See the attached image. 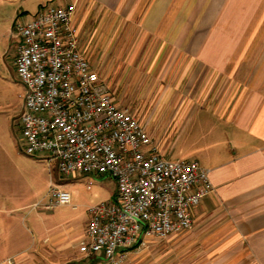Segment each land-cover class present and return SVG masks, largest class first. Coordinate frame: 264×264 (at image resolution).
Instances as JSON below:
<instances>
[{
	"label": "crops",
	"instance_id": "0c3cea01",
	"mask_svg": "<svg viewBox=\"0 0 264 264\" xmlns=\"http://www.w3.org/2000/svg\"><path fill=\"white\" fill-rule=\"evenodd\" d=\"M92 1L96 19L90 30L74 24L79 48L99 76L113 78L110 62L122 58L153 56L168 63L162 74L171 82L156 80L147 90H160L156 120L165 123L170 115L161 143L155 141L164 154L165 137L174 140L176 160L207 169L214 188L193 208L192 227L185 231L202 240L194 244L204 252L197 263L264 264V0ZM133 28L138 32L131 40ZM125 43L134 44L125 50ZM26 157L22 171L33 183L36 171L42 178L46 167ZM39 196L31 203L1 187L0 264H106L101 256L80 253L65 235L51 239L47 229L43 236L34 228L35 238L21 226L22 212L45 198Z\"/></svg>",
	"mask_w": 264,
	"mask_h": 264
},
{
	"label": "built area",
	"instance_id": "2783aa9c",
	"mask_svg": "<svg viewBox=\"0 0 264 264\" xmlns=\"http://www.w3.org/2000/svg\"><path fill=\"white\" fill-rule=\"evenodd\" d=\"M76 3L42 4L9 32L21 85V151L51 174L34 208L71 205L62 183L69 176L111 178L109 201L89 206L79 252L120 264L147 240L192 227V210L214 188L195 161L170 160L138 118L116 103L79 48ZM52 173L58 179L52 177Z\"/></svg>",
	"mask_w": 264,
	"mask_h": 264
},
{
	"label": "rangeland",
	"instance_id": "374dc122",
	"mask_svg": "<svg viewBox=\"0 0 264 264\" xmlns=\"http://www.w3.org/2000/svg\"><path fill=\"white\" fill-rule=\"evenodd\" d=\"M92 2V0H0V189L10 186L13 192L28 197L31 203L37 200L35 197L38 194H40L39 197H45L51 174L47 168H44V177L41 178L36 171L37 179L32 183L27 179L25 170L22 171V165L28 159L20 148L18 119L23 86L15 72V42L9 38V32L13 25L28 20L37 12L40 5L47 3L61 6L76 3L74 21L76 24L82 22V28L90 30L92 22L96 19L95 11L92 10ZM133 31L131 40L137 36L138 32L137 28H133ZM87 38L90 40V33ZM133 44L125 43L123 49L127 50ZM89 60L93 61L92 58ZM155 64H157L156 67ZM110 66L116 68L115 76L112 78L110 73L108 75L106 72L100 76L115 100L122 103V107L133 112L139 121L148 125L150 137L161 143L163 130L166 126H170V115H164L167 122H158L160 115H158L159 119L154 115L156 110L160 111L156 107V99L160 90L158 92L147 90L157 81L159 84L161 80L164 84L171 82L169 74H162V70L163 73L168 71V63L163 62V59L156 61L153 56H149L134 60L124 58L114 60L113 63L110 62ZM163 141L168 143L166 146L163 145L164 155L170 160H176L177 152L175 150L173 153L170 152L172 147L170 143L174 140L165 137ZM21 172H24L23 179L20 176ZM52 177L58 179L55 173H52ZM88 180V178L78 176L63 179L62 182L71 195V205L58 206L52 210L37 209L31 205L22 212L26 218L21 226L35 238L34 228H37L41 235L47 229V236L51 239L65 235L66 241L71 240L78 244L83 238V236L77 237L82 231L80 226L88 218L86 209L97 203L109 201L116 192V184L111 178L102 177L93 180L90 189L87 190ZM188 233L163 240H147L142 246L134 248L136 250L132 249L134 250L132 254H127L125 264H203V262H197L203 260L204 252L195 250L194 247L197 241L202 243V240ZM209 253H206L207 257Z\"/></svg>",
	"mask_w": 264,
	"mask_h": 264
}]
</instances>
